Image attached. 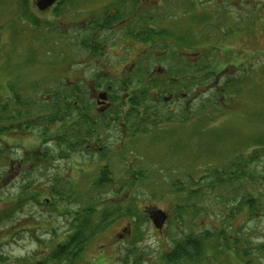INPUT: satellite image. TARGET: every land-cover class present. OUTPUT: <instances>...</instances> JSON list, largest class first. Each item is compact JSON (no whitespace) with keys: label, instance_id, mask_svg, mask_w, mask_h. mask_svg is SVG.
I'll use <instances>...</instances> for the list:
<instances>
[{"label":"trees","instance_id":"trees-1","mask_svg":"<svg viewBox=\"0 0 264 264\" xmlns=\"http://www.w3.org/2000/svg\"><path fill=\"white\" fill-rule=\"evenodd\" d=\"M21 1L22 4H24L23 2L27 3V0ZM198 1L200 3L201 0ZM63 2L64 0H61V3ZM221 4L222 2L219 3V5ZM188 5V10H191L193 1ZM25 7L24 5L21 14L18 13L15 18L34 21L31 16H28ZM223 8L224 6L218 8V17L211 25V29L215 31L212 35H210L211 32L206 35L204 33L208 31L209 26H206L203 33L200 32L201 28L196 30L198 20L195 18L191 22L190 16L188 18L184 16L183 22L180 23L181 26L176 23V19L172 23L165 22V26L169 24L167 28H160L163 23L159 18L157 20L151 18L150 29L145 32L144 36L138 37L142 42L150 44L151 51L147 50L138 58L136 62L138 66L132 70L124 69L120 74L119 81L112 77L111 72L100 70V65H98L96 69H89L88 75L78 81L68 76L63 78L62 76H53L57 70L47 67L45 71L41 70L42 74L47 75L46 79L52 78L53 83L34 82V78L28 82V80H22L21 73L16 70L17 66H10L5 77L8 80L6 87L9 94L0 99V163L7 165L4 171L0 169V179L6 174L7 167L8 169L13 167L12 160H9V156L14 152L13 147L15 149L19 147L18 145L11 147L2 139L3 137L7 139L11 134L26 132L37 134L39 142L35 148L28 151L19 147L22 151L16 166L18 169L25 170L29 167L31 173L42 174L48 165L66 160L70 162L77 156L79 159L106 160L111 148L109 149L105 140L109 137L114 124L117 129L122 130L124 138L134 140L137 136L147 135L149 131L156 128V123L161 125L164 122L168 125L172 123V126L178 129L169 128L168 131L163 129L165 138L169 139V141L165 139L163 142L167 147V152L170 153L169 163L171 164L173 160V154L175 156L180 153L177 156L181 158L185 156L179 151L191 152L193 155H187L188 161L190 164L195 163L193 169H202L203 173L196 178H194L193 172L182 173V177L174 176L168 182V193L174 194L176 198L166 211L168 218L165 223L171 225L173 222L178 229V226H185L184 223L189 217V228L179 236L176 231L177 237L174 236L170 239L169 246L159 256L161 264H213L214 259L221 258L224 260L230 258L232 263L238 264H264V257H254L258 253H264V242L254 248L250 240L235 238L227 233V229L232 231L231 221L236 217L242 216L247 221H251L264 213V170H260V175L257 174L260 165L264 169V157L257 154L264 147V134L260 136V139L254 140L256 146L251 152L233 153L234 151H231L230 154H233L231 158H227V154H223V156L220 154L219 158L217 155L215 158L217 162L221 163V165L218 163V167H215V163L211 165L207 161L196 164L199 154L196 156L195 150H198L199 142L196 135L194 136V132H197L198 135V130L200 133L205 131L214 137V131L218 128L211 124L217 121L216 115L230 109L233 98L240 97L242 89L248 83L247 78L252 81L253 72L257 71L254 68L246 70L239 67L237 75H228L224 73L226 67L218 68L222 63L219 43L224 40L223 37L226 33H223V30L227 28L225 25L231 24V21L223 23V17L219 16L221 12L224 13ZM108 9L109 5L103 8L102 14H105ZM258 12L251 19L239 22L237 28L245 33L253 30L255 22L259 19L260 13ZM56 13L59 11L56 10ZM103 16H100L96 11L90 14L85 27L81 26L77 29L79 38L73 40V43L91 59H104V46H108L110 43V36L103 35L107 28L102 26H109L110 22L114 20ZM185 24L188 26H184ZM201 24L200 22L198 26L200 27ZM190 26H192V30ZM54 28L57 29L54 26L49 32L54 31ZM216 32L220 34L215 35ZM59 35L62 40L63 34L59 33ZM102 35L103 37H101ZM14 36L15 34H12L13 38H15ZM47 38L53 39L52 36ZM58 41L61 43L60 40ZM58 41L54 40V43L57 44ZM161 49H165L163 53H153V50ZM13 50L6 52L4 48L0 49V57L2 55H6L4 58L9 56L5 60L6 63L0 65L2 75L4 71H7V64H9ZM56 59L54 58L52 62H58ZM148 62L162 63L165 66L166 79L159 86L151 84L152 82L145 83L146 76L152 69V65H149ZM142 63H145L143 71ZM69 67L75 71L70 64ZM261 71L264 73V69ZM168 80L169 83H167ZM153 81H157V79ZM212 81H216V83L213 84ZM21 84L25 87H20ZM136 85L141 87L135 90ZM149 89L157 91L156 95L159 100L150 99ZM93 90L104 91H100L103 98L99 95L102 100H105L104 96L108 92L111 101L114 102L113 107L104 113H98L92 96ZM131 91L133 92L131 93ZM208 91H211V94L204 96L198 104L200 94ZM180 92L183 94L182 98L179 96ZM169 93L175 97L176 104L167 111L162 103L165 102L163 97ZM124 94L127 96L123 97ZM219 100L222 103L218 102ZM224 107L227 108L223 109ZM205 108L207 110L211 108L212 112H206L207 114L204 115L206 118H198L197 113ZM178 109L182 111L181 114H176ZM196 121L199 122L197 125H195ZM184 126L189 128V131H186ZM191 128H195L194 131ZM179 135L181 138L178 137ZM182 140H184V144L188 145V148L181 149ZM124 151L125 153L133 151L132 149L122 150L120 152L122 156L119 153L121 158L126 161L127 156ZM133 156L136 157L130 162L127 161L124 167L125 189L134 187V192L141 191L142 194L144 187L140 186L145 184V181L146 183L152 182L149 176V167L147 168L143 164L142 157ZM220 157L222 158L220 159ZM223 158H225L224 161ZM164 160L167 159L163 157V162L158 165L160 169L157 173L162 172L163 169L166 170V166H163ZM42 168H44L43 171ZM31 175L26 176L27 183L22 185L15 199L9 200L11 201L9 209L12 212L8 215L0 213V223L6 218L10 219L13 213L23 209L24 205L27 206L26 204L36 201L39 194L42 193L36 192V190L30 192L34 187V181L30 179ZM28 181L30 182L28 183ZM63 182L68 186L65 187ZM113 183L111 168L104 163L97 169L96 178L90 185L93 189H102ZM119 184V187L123 186V182ZM71 186L74 187L67 177L58 178L55 176L46 193L49 198L45 201H48V204L44 202L42 205H50L54 210H57L58 203L63 201L65 196L70 200L69 191L71 189L69 188ZM210 193H213V205L220 206L224 211L223 217L218 225L212 224L209 229L195 232L192 219L204 212L200 205ZM145 196H148L146 192ZM142 198L146 199L144 195ZM52 199H55L54 202H51ZM101 201V196L93 193L81 206L73 210L69 215L71 220L68 233L61 241L47 242L39 237H34L38 248L31 254L14 259L12 263L8 262L7 255L5 257L0 255V264H83V253L90 240L101 234L112 222L123 215L131 219L133 234L129 241V247L122 256L121 264H145V260L142 258L144 252L136 244L142 235V225L147 222L146 216L142 215L141 217L140 208L135 204L132 208H126L125 213H122L119 207L101 206L98 204ZM135 201L140 200L135 199ZM44 242L46 249L39 248V245H43ZM210 251L213 254H210Z\"/></svg>","mask_w":264,"mask_h":264},{"label":"rangeland","instance_id":"rangeland-1","mask_svg":"<svg viewBox=\"0 0 264 264\" xmlns=\"http://www.w3.org/2000/svg\"><path fill=\"white\" fill-rule=\"evenodd\" d=\"M33 1L27 0V3L23 2L24 4H22L20 0H0V49L4 48L6 52L14 49L8 62L10 65L7 64V71H4L2 75V70L0 69V99L5 98L9 94L6 87L8 80L5 77L10 66H17L16 70L21 73V77L23 78L20 79L24 81L28 80L29 82L34 78L32 80L38 82L41 80L42 75H44L39 74L40 71H45L50 59L62 58L66 60L68 58L71 67L78 70L71 77H76L74 80L78 81L88 75L89 69H96L98 65H100V70L111 72L113 74L112 77L118 76L124 65L133 59L134 55L132 53L136 50L137 45H133L132 52L127 54L122 47L111 48V44L109 43L108 47H104L105 58L98 60L89 58L87 54H84L73 43L74 39L77 40L79 38L77 29L83 26L82 23L92 14L91 12L113 0H64L63 3L61 1L58 2L56 4L57 7H55L56 9L53 11L51 10L52 8L40 11ZM218 1L215 0L214 2L217 4ZM251 1H254L255 4H261L263 8V12L259 17V20H261L259 23H262L263 29L259 27L256 34L252 33L246 37L235 36L224 42V46L221 48L222 63L218 68L226 67L224 73L228 75H237L239 67L246 70L254 68L258 72H253L252 81H249L247 78L248 83L246 81L247 84L242 89L240 97L233 98L230 103V109L224 107L223 109L226 110L216 115L217 121L211 124V126L216 125L218 128L214 131V137L205 131L201 132V134L198 130V135L197 132H194V136L196 135L195 137L199 142L197 147L199 151L195 150L196 156L199 154L196 164L207 161L211 165L215 163V167H218V163L220 162H217L215 158L217 155V158H219L220 154L222 156L223 154H227V158H231V155H233L230 154L231 151H234L233 153L240 151L241 153L251 152L254 146H256L254 140L260 139V136L264 134V73L261 71L264 69V0ZM24 5L27 8L28 16H31V19L34 21L15 18V15L21 14ZM56 10L59 13H56ZM53 26L57 29L55 30L54 28V31L49 32ZM67 26H69L66 29L68 32L62 35V41L59 33H61L63 27ZM184 26L187 27L188 24ZM206 26V24L200 26L201 33L204 32ZM190 29L192 30V26H190ZM208 32L209 30L205 31V35ZM12 34H15V38L12 37ZM218 34L220 33H215V35ZM48 36H52L53 39L47 38ZM54 40H60L61 43L58 41L55 44ZM52 48L57 49V51L53 52ZM255 52L258 53L255 54ZM4 56L6 55L0 57V65L2 63L5 64V60L9 57L4 58ZM212 83L215 84L216 81H212ZM21 86L25 87L23 84ZM27 89L29 91V88ZM149 92L151 95L150 99L159 100L158 96L153 93V89H149ZM209 94H211V91L207 93L202 92L197 103L199 104L202 98ZM218 102L222 103L220 100ZM175 104L174 101L173 103L166 101V103H162V106L168 111ZM206 108L197 113L198 118H206L204 116L207 114L206 112H212L211 108H208V110ZM176 112V114L182 113L179 109ZM164 123L162 125L156 123V128L149 131L147 135L137 136L134 140L124 138L122 130L120 128L117 129L114 124L109 137L105 140L109 145V149L111 148L106 160H98L96 158L92 160L79 159L77 156L70 160V162L66 160L48 165L42 174L31 173L29 167L25 170L22 168L18 169L16 166V162L20 159L23 149L29 151L37 146L39 138L35 132L11 134L7 139L3 137L2 139L9 143L11 147L18 145L22 150L17 147L16 151L13 147V155L9 156V160L13 162V167L11 169L7 167L6 174L0 179V213H7L8 215L12 212L9 209L11 202L9 200L11 198L12 200L15 199L22 185L27 183L26 176L28 174H32L30 179L34 181V187H30V192L36 190V192L42 193L39 194L36 201L26 204L27 206L24 205L25 208L23 207V209L15 211L10 219L6 218L0 223V255L3 257L7 255L9 257L8 262L12 263L14 259L29 255L38 248L34 237H39L41 240L47 242L61 241L68 233V226L71 220L69 215H71V212L81 206L88 199V196L94 193L101 196L102 201L98 202V204L101 206L107 205L111 208L119 207L122 213H125L126 208H132L135 205L140 208V215L141 217L142 215L146 216L147 222L142 225V235L136 245L144 252L142 258L145 260V264H161L159 256L169 246L170 239L177 235L176 231H178L177 236H179L188 230L189 217L184 223L185 226H178V229H176V224L172 222L171 225L165 223L162 230H158L148 220V215L156 209L166 212L173 203L176 196L168 193V182L171 178L177 175L182 177V173L189 172H193L192 174L196 178L203 173L202 169H193L195 163L190 164L188 161L187 155H193L191 152L179 151L185 157L180 158L177 156L180 153L177 152L178 154H175V156L174 154L173 156L171 155L173 160L171 164L169 163L170 153L167 152V147L163 144L164 140L167 139L165 138L166 135L163 129L168 131L169 128L176 129L177 127L174 128L172 123L170 125L166 122ZM198 123L196 121L195 125ZM185 128L186 131H189V128ZM191 129L194 131L195 128ZM178 137L181 138L180 135ZM194 141L196 140L194 139ZM184 147L188 148V145L184 144V140H182L181 149H184ZM126 149H132L133 152L127 153V151L125 153L124 151V154L127 156L126 161H124L121 158L122 154L120 152ZM263 149H260V152L257 154L264 157ZM133 155H137V158L142 157L143 164L147 168L149 167V176L152 182L146 183L145 181V184L140 186L144 187L142 194L141 191L139 193L134 192V187L125 189L126 176L124 174V167L127 161L130 162L136 157ZM163 157L167 159L164 160L165 164H163V166H166V170L163 169L162 172L157 173L160 169L158 165L163 162ZM224 160L225 158H223ZM104 163L110 166L114 183L102 189H93L90 184L96 178L97 169ZM0 166H4L0 168L4 171L7 165L0 163ZM259 168L258 175L264 170L261 165ZM43 170L44 168H42ZM55 176L58 178L65 176L74 185V187L71 186L69 188L71 189L69 191L70 200L65 196L64 200L58 203L57 210H54L53 206L42 205L44 202L48 204V201H45L49 198L46 193L49 190L48 186L52 183V179ZM120 182H123V186H120L121 188L119 187ZM62 184L65 187L68 186L67 183L63 182ZM155 185L157 187H154ZM145 192L148 196H145ZM143 195L146 199L142 198ZM212 197L213 193L205 197V201L200 205L204 212L192 219L195 232L209 229L212 224L218 225L221 217H223L224 211L220 206L216 207L213 205ZM135 199L140 201H135ZM53 200L55 199H52L51 202H54ZM231 226L232 231L227 229L228 234L230 233L235 238L240 237V239L245 238L250 240L254 248L264 242V213L251 221H247L245 217L238 216L231 221ZM132 228V221L129 217L123 215V217L116 219L101 234L96 235L90 240L83 253V264H121L122 256L129 247V241L132 238ZM39 248L46 249L45 242L43 245H39ZM210 254H213L212 251H210ZM257 256L264 257V253L254 255V257ZM213 264L238 263H232L230 258L227 260L221 258L214 259Z\"/></svg>","mask_w":264,"mask_h":264},{"label":"flooded vegetation","instance_id":"flooded-vegetation-1","mask_svg":"<svg viewBox=\"0 0 264 264\" xmlns=\"http://www.w3.org/2000/svg\"><path fill=\"white\" fill-rule=\"evenodd\" d=\"M59 0L58 2H60ZM190 1V2H189ZM193 1V7L191 10H188L189 3ZM36 5L37 0L33 1ZM52 4L50 7H48L46 10L52 8L51 10H55L57 7V3ZM214 0H201L200 3L198 0H113L109 1L106 4L99 7L96 12H99L100 16H107L114 20L113 22H110L109 26H102L103 28H107L106 31H104L103 35L110 36V44L111 48H123L124 52L129 54L133 50V45H137L136 50L132 53L134 55L131 59V61H128L122 70L120 71L118 76H114L117 80L119 79L120 74L123 73L124 69H133L137 65L138 58L148 50V52L151 51L150 44L142 42L138 37H141V35H145V32L148 31L151 27V21L150 19L153 18L157 20L158 18L161 20V23H163V27H168L164 25L165 22L172 23L175 19L177 20L176 23L183 22L184 16L185 18H188L190 16V21L192 22L193 19L196 18V30L200 28L198 25L200 22L202 23L200 26L206 24L209 30L210 35L214 34V31L211 29V25L214 24L216 17H218V8L221 6H224L223 10L224 13H220V17H223V23H226V21H231L227 26L226 30H223V33H226L223 37V42H220L219 49L221 51V48L224 46L223 43L230 40L232 37L235 36H242L246 37L249 34H256L257 30L263 29L262 23H259V19L254 24V29L250 30L248 33H245L238 29L237 25L239 22H244L246 19H251V17L257 12L262 13L263 8L261 4L257 3L254 4L251 0H223L222 4L221 0L218 1L217 4H214ZM233 3V4H232ZM109 5V9L106 11L105 14L103 13V8L107 7ZM192 5V4H191ZM187 10V11H186ZM95 11H92L91 13H94ZM85 12V10H83ZM185 12V13H184ZM184 13V14H183ZM103 16V17H104ZM260 17V15H259ZM88 19V18H87ZM86 21L82 23L83 27H85ZM200 21V22H199ZM160 23V25H161ZM259 26H258V25ZM54 27V26H53ZM52 27V28H53ZM69 28L63 27L61 29V33L65 34L68 32L66 29ZM51 30V28H50ZM86 30V28H85ZM205 31V30H204ZM103 35L101 37H103ZM136 37V38H135ZM104 47H108L105 45ZM229 48V47H228ZM53 52L57 51V49L52 48ZM165 50V49H164ZM164 50H153V53H163ZM51 51V50H50ZM177 52V51H176ZM138 56V57H137ZM53 59H50V62L47 63L48 67L52 70H57V73H53V76H68L71 78V75L75 74L78 70L75 69V71H72V69L69 67L68 58L62 59L57 58L56 60L58 62L53 63ZM151 66V72L146 76L145 83L146 84H156L160 85L163 80L166 79L165 76V66L162 63H149ZM143 66H141V69L145 68V63H142ZM67 68V71H66ZM224 68V67H223ZM39 74H42L41 72ZM47 75H42V78H40V82L43 84H50L53 83V79H46ZM157 77V78H155ZM61 78V77H60ZM73 80L76 79V77H72ZM157 79V81H153ZM162 79V80H161ZM81 80V79H79ZM119 81V80H118ZM169 83V80L168 82ZM136 89L138 90L141 86L136 85ZM134 90V91H135ZM104 92L103 90H93L92 96L95 104V109L98 113H104L107 110L111 109L113 107L114 102L111 101L108 92H106L105 100H102L99 98L100 93ZM133 91H131L132 93ZM159 92V91H158ZM154 94H157V91H153ZM127 94H124L123 97H126ZM179 96L182 98L183 94L182 92L179 93ZM164 101L166 102H172L174 101L175 97H173L172 94H168L165 97H163ZM118 104V102H116ZM168 218V217H167Z\"/></svg>","mask_w":264,"mask_h":264},{"label":"water","instance_id":"water-1","mask_svg":"<svg viewBox=\"0 0 264 264\" xmlns=\"http://www.w3.org/2000/svg\"><path fill=\"white\" fill-rule=\"evenodd\" d=\"M56 0H37L36 7L38 10L43 11L50 7ZM103 98V95H100ZM149 218L156 229H161L162 225L164 224L167 216L161 210H153Z\"/></svg>","mask_w":264,"mask_h":264}]
</instances>
